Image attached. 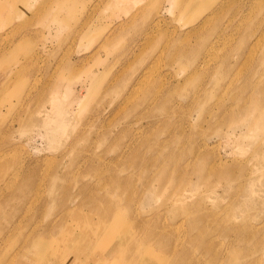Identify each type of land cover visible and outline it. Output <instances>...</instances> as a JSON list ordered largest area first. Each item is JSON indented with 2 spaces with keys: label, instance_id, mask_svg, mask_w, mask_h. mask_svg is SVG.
I'll use <instances>...</instances> for the list:
<instances>
[{
  "label": "rangeland",
  "instance_id": "rangeland-1",
  "mask_svg": "<svg viewBox=\"0 0 264 264\" xmlns=\"http://www.w3.org/2000/svg\"><path fill=\"white\" fill-rule=\"evenodd\" d=\"M27 1L28 5L9 10L10 22L0 28V33L8 31L7 38L14 43L23 36L22 44L27 45H21L16 54L22 53L14 63L6 53L0 55V80L32 52V73L24 72L27 68L23 67L22 78L27 79L22 81L26 82L25 88L30 87L29 77L36 73L38 81L32 93L42 91L28 103L33 108L31 113L20 115V126L14 124V134L8 132L7 126L13 121L18 93L4 99L0 94V151L8 160L5 171L30 168L29 176L36 181L32 189L39 187V191H28L22 203L17 198L6 201L4 194L0 196V237L8 238L4 249L0 242V264H125L111 256L98 259L97 244H101L102 238L85 242L71 260L67 257L72 251L64 249L63 243L54 238H41L50 258L46 263L35 261L33 254L21 249L12 257L11 252L20 246L23 234L37 220L38 227L44 230L46 217L51 218L55 212L59 200L53 202L49 188L57 170L76 174L77 181L71 184L72 202L83 195L117 199L123 193L141 195L140 188L146 183L151 185L145 189L150 197L145 195L144 206L119 211L110 219L115 222V233L119 229H127L132 235L135 232V237L120 242L118 253L135 241L159 238L160 245H151L144 251L145 264H165L170 254L182 259L175 264H193L194 257L189 260L186 254H180L188 248L193 250L201 240L236 243L238 239H249L254 246L264 247V240L258 242L261 235L264 238V108L255 117L252 112L245 117L225 116L216 106L232 107L239 100L223 93V97L211 98L206 103L220 113L218 116L196 119L198 107L204 105L184 103L182 94L186 89L191 92L199 80L204 81L226 50L221 48V55L217 52L207 68L191 75L187 86L183 83L186 60L175 51L177 44L192 47L215 36L219 41L232 38L229 61H236V65L230 74L236 76L230 92L240 93L243 80L253 72H264V39L251 52L240 45L242 34L247 35L243 42L248 39L249 45L259 35L254 28L264 26V0ZM5 12L0 11V21H4ZM206 15L210 18L204 22ZM1 37L2 34L0 40ZM68 64L69 69L65 67ZM56 73L67 77L63 85L70 92L62 89L64 94L50 97L48 91ZM260 78L264 79V73ZM52 100H58L64 112L55 121L58 115L52 109L49 114L52 119L55 116L54 121L43 126V111ZM160 102H164L162 106ZM190 108L196 110L189 113ZM229 120L233 125L246 121L248 126L242 131H228L230 127L226 128L223 122ZM58 123L67 128L55 130ZM203 139L205 145H201ZM191 147L204 155L202 163L208 169L196 187L189 182L198 178L195 172L199 165L185 160L183 154H190ZM142 154L146 159L139 158ZM175 157L180 160L177 162ZM178 188L180 200L176 203L182 209L168 212L160 204L168 198L167 192L175 193ZM57 193L62 191L56 190ZM17 207L22 209V222L18 229L10 230L7 215L12 216L11 221L19 220ZM82 208L92 216L87 206ZM258 215L261 218L257 221ZM92 217L96 219L95 215ZM79 218L68 215L63 221L75 222ZM136 225L142 228L138 230ZM234 227L259 229L244 237L231 233ZM79 231L74 228L75 234ZM140 252L137 257L143 255V249ZM261 252L258 250L249 258H259ZM59 257L62 259L58 263ZM260 262L264 264V254Z\"/></svg>",
  "mask_w": 264,
  "mask_h": 264
},
{
  "label": "bare ground",
  "instance_id": "bare-ground-1",
  "mask_svg": "<svg viewBox=\"0 0 264 264\" xmlns=\"http://www.w3.org/2000/svg\"><path fill=\"white\" fill-rule=\"evenodd\" d=\"M22 4L28 5V1L27 0H1L0 1V11L6 10L4 14V16L6 15L4 21H0V28H4L6 24L10 22L9 20L12 15L9 13V10L18 9L20 5ZM261 14L263 17L264 11H262ZM209 18L210 16L206 15L204 19L205 21L204 20L203 21L206 22ZM201 29H202V25H201ZM254 29L255 31L259 33V35L256 36L253 39V41H250L249 45H248V39L246 42H243V39H245L247 35L242 34L240 37V43H241L240 45L244 46V50L246 52L253 51L259 44H261L262 39H264V26L259 25L255 27ZM1 34H2V37L0 40V55L6 53V55L9 58L12 57V61L14 63L16 60H18V58L20 57L22 53L21 52V53L16 54L20 50L21 45L24 47L27 46V45L22 44L24 42V39L22 38L23 36L19 37V39H17V41L14 43L12 39L7 38L9 36L8 31L4 30L2 33H0V35ZM232 40H233L232 38L231 39L226 38L223 41H219V37L215 36L210 41H203V40L198 41L197 40L198 43H195L192 47L186 45L185 43L176 45V50H175L176 54L179 57L185 58L187 66H188V68H185L184 70L186 72V76L183 78L184 86L189 85L188 79L191 78L190 77L191 75L196 74L199 69L207 68L210 65V62H211L210 60L213 59V56L216 55L217 52H218V55L220 54L219 50L221 48L226 50L225 55L223 54L224 56H221L219 59H217V65L214 67V69L211 70L210 74H208V76H204L205 77L204 81L199 80L195 84V86H193L191 92H189V90L186 89V91L182 94V102L193 103V105L195 104V106L199 103L204 105L203 107H198V113L196 115V119L202 118V116L203 117L207 116L208 118L218 116L220 113H217V111L223 112L222 113L223 115L225 116L227 115L229 117L230 116L234 117L236 115H242L243 117H245L247 114L252 112V116L255 117L256 115H259L262 108H264V98H263L264 79L260 78V75L263 74L264 72H258V71L253 72L252 74L249 75V78H247V80H243V83L240 85L241 86L240 93L232 95L230 92L231 84L234 83L233 82L235 79L234 77L236 76L235 75L234 77H231L232 74H230L232 67L236 65L235 64L236 61H234L233 59H232L233 63L229 61V57H230L229 53L232 52L233 50V47L231 46ZM13 43L14 45H12ZM25 49L27 50V48ZM223 49H221V51ZM33 61H34V54H32V52L27 53L24 59L22 58L20 61L16 62L18 63V66L14 68L9 75L3 76L2 79L0 80V94H3L2 96L3 99L7 97L9 94H11V96H14L15 92L18 93L17 97L16 95L14 96L16 97V99L13 104L15 106L13 121L10 122L7 126L8 132L10 133H13V129L15 128L14 127L15 123L18 126H20L21 124L20 115L22 113H26V114L31 113L33 108H30L28 103H31V101L34 100L33 98L36 97L37 94L40 95V92L42 91L40 90L38 93H35V94L32 93L33 89L35 88L36 82L38 81L36 73L34 76L31 75L29 77L32 79V83L30 84V87L25 88L26 82L25 80L22 81L23 79H27V78H22L24 76L23 75L24 73L22 71L23 67L27 68L24 72L28 71V73L31 74L32 73L31 66H32ZM231 64H234V65H231ZM65 67L69 69L70 65L68 64ZM53 78H54L53 85L50 87L48 91L49 96L50 97L60 96L63 93L62 89H64V91L68 92L69 94L70 89L63 85L67 77L63 75L62 73H59V74L56 73L55 76H53ZM213 83H215V86L212 85ZM223 93H225L226 95H229L230 97L238 98L239 101H236L232 107L231 106L225 107L222 105H217L216 106L217 111H214L212 106H210L209 104L208 105L206 104L208 100L211 98L223 97L222 96L224 95ZM256 97L259 98L257 101L255 100ZM164 102H160L161 106H162V103ZM49 103L50 105L43 111V116H42L43 118L40 121L41 125L43 126H47L48 124L51 123V121L58 120V118L62 117V113L64 112L63 108L58 103V100H52ZM164 107L162 108L165 111ZM52 109L55 110L56 115H58L56 119H54L55 116L53 117L54 120L52 119V114H49ZM193 110H196V108H190L188 112L192 113ZM245 122H242L240 124L235 123V125H233L234 122L229 120L227 123L223 122V124L225 125L226 128L228 127V129L230 127V130L228 131L234 132L236 130L242 131L244 128H247L248 124L246 126ZM54 128L55 130H58V129L65 130L67 126H64L58 123L57 125L54 126ZM190 137L192 138V136ZM187 141H190V140H187ZM204 141L205 140L203 139L201 142V145H205ZM127 146L128 145H125V147ZM188 151H190L191 153L190 154L183 153L184 156L187 157L185 160L187 161L191 160L193 164L199 165L198 172H195L198 178L196 179L195 182H189V183H192L196 187L198 186L199 182H202V179L204 178L203 174L204 173L207 174L206 171H208V169L206 170L205 166L202 163V160L204 158L203 154H201L198 151H194L193 147H191V150H188ZM5 158H6L5 153L0 151V175H3L2 176L3 178L0 181L1 182L0 183V193H1L0 196L1 195L3 196L4 194L5 195L4 199L6 201H11L12 199L17 198L22 203L26 199L28 191L37 193L39 191V187H36L34 190L32 189L34 188L33 185L36 184V181L34 180V178L30 177L31 176L30 174L32 173L30 168L25 169L22 172L20 171L19 168H16V167L5 171V169L8 166V163H7L8 160H5ZM139 158L146 159L144 158L143 154ZM175 158L177 162L180 160V157H175ZM209 169H212V167L210 166ZM66 180L70 182H66ZM76 181H77L76 174L72 173L71 170L70 171L69 170H62V171L57 170V172L54 173L53 180L51 181L49 191H50V197L53 200V202H55L56 200H59V203L56 206L55 212L51 213V215L53 214L51 218L46 217L47 218L46 220L43 219L45 220L44 230H41L38 227L39 225L38 220L35 223L33 222L34 225L31 226L32 228L30 229L29 227L30 230L28 232L26 231L27 232L26 234H23L24 236L22 238L21 243L19 244L20 246L17 249L12 250L11 252L12 257L13 256L15 257L16 254L18 255V252L21 249L23 253L25 252V253L33 254L34 255L33 259L35 261L38 259L42 261L43 263L44 262L46 263L48 260H50V258L47 256V253L44 249V243L41 241V238L43 239H53L54 238L56 239L57 242L63 243L65 247L64 249H70L72 251L70 256L67 257V260H71L70 257L74 256L78 252L80 246H82L85 242L98 240L102 238L101 244L100 243L97 244V246H99V249L97 248L98 249L97 254L99 255L98 259L103 260V258H105L106 256H111L113 258H116L117 260L121 259L122 261L125 262V264L127 263L128 264H145L147 261H145L144 251L148 250V247L151 245H160L161 242L159 241V238L152 236L150 238L146 237L147 240L145 241H135L125 251H123L122 253H118L117 250H118V246L120 245V242L131 239L132 237H135V232L132 235L131 233L127 231V229L126 230L119 229L115 233L114 232L115 222L113 219L112 220L110 219L112 217H115L114 216L115 213L119 211L127 212L128 210L131 211L132 209H134L137 205L141 206L143 204L142 206H144V203L147 201L146 198H144L145 195H149L150 197L149 193L145 194V189L151 185L147 183L144 184L140 188L141 195L139 193H136L135 195L123 193V195L120 196L118 199L110 198V197L105 198V196L96 197V195L98 194L83 195V196H80V198L78 197L76 201L74 198V201L72 202L71 198L73 196L71 194V189H73V187L71 186V184H74ZM100 186H101V183H100ZM102 187L105 190H107L104 187V185L101 186V188ZM56 190H60L62 191V193L55 194ZM177 190L179 191H176L175 193L174 192L171 193L170 191L167 192L165 195L168 198L164 199V201L160 204V206H162L168 212H173L178 209H182L181 204L176 203V201L180 200L179 195L181 191L179 188ZM251 192L253 193L255 191L251 189ZM51 194H53V196ZM83 206H87L86 209H88L92 213V216L95 215L96 219H94L92 216L90 217L87 214H85L83 212V208H82ZM21 210H22L21 207L20 208L17 207V209L15 210V213H18V216L20 217H21L20 215ZM246 213L249 216V210ZM23 215L25 216L26 213L23 212ZM68 215H71V218L74 216L81 217V218H79L80 219L79 221H75V222L63 221L64 217ZM8 216L9 215H7V218L10 221V224H8L9 229L10 230L16 229V228L18 229L20 223L22 222L21 220L23 216L19 220L16 219L17 221L16 220L11 221L10 219L12 218V216H9V217ZM18 216L16 218H18ZM245 216H244V219L245 218L248 219V217H245ZM258 216L259 217H256V219L255 217H253V220L254 219L257 220L261 218V215H258ZM57 217H60V218L57 219ZM246 223L247 222H245V225ZM24 224H26V222ZM136 227L138 230L142 228V226H138V225H136ZM74 228L80 229V231L75 234ZM258 229H259L258 227L256 229H254L253 227L251 228L245 227L243 230H240V227H234V228H231L230 231H232L231 233H235L236 235L242 234L244 237H246L245 235H247L249 232L256 233L258 232ZM13 231L16 232L15 230ZM225 234L226 236H228V232L224 231V235ZM0 238H1L0 240L1 246L4 249V246L8 242L7 235L5 238L3 237H0ZM6 238L7 240H4ZM29 238L31 239V241H29ZM215 240L210 239L208 241H203V242L201 240V243H198L193 248V250L188 248V251H182L180 255L184 257V255L186 254L185 258H188L189 260L192 257H194L195 260L193 264H258V263H261L260 258H262V255L264 254V247L262 246V244L260 245V247L258 244H257L258 246L257 245L254 246L253 245L254 243L251 242L249 239L246 241L242 239H238L236 243H231L228 240L227 241L223 240L224 242L223 241L217 242ZM263 240H264L263 235H261L258 241L259 244L262 243ZM142 249H143V253H142L143 255L141 257L139 256L137 257V254H139L140 250ZM162 249H165V246L162 247ZM258 250L259 251L262 250V252L260 253L262 254L261 257L259 258L255 257V258L250 259L249 257L251 256L254 257V253H256ZM166 251H168V249H166ZM145 253L147 254L148 252H145ZM61 259L62 258L59 257L58 263L61 261ZM178 259L182 261L181 258L175 256L174 254H170V258L165 264H175L178 261Z\"/></svg>",
  "mask_w": 264,
  "mask_h": 264
}]
</instances>
